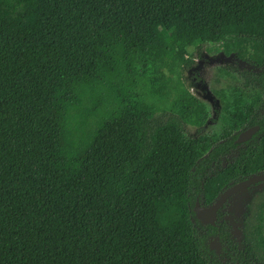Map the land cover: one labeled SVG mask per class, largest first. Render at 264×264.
<instances>
[{"label":"trees","instance_id":"trees-1","mask_svg":"<svg viewBox=\"0 0 264 264\" xmlns=\"http://www.w3.org/2000/svg\"><path fill=\"white\" fill-rule=\"evenodd\" d=\"M178 24L243 64L219 135ZM260 174L264 0H0V264H264V190L242 244L197 210Z\"/></svg>","mask_w":264,"mask_h":264},{"label":"rangeland","instance_id":"rangeland-1","mask_svg":"<svg viewBox=\"0 0 264 264\" xmlns=\"http://www.w3.org/2000/svg\"><path fill=\"white\" fill-rule=\"evenodd\" d=\"M178 40L184 45L188 57H193L194 64L189 71L184 73L185 82L190 87V92L205 104L209 112V121L205 127V134H221L225 126L219 111L217 93L235 84L237 77L231 68H243L237 59L229 54L230 48L226 43L207 45L201 55H197L191 45L193 35L181 24L177 26ZM189 133L195 135V128L190 127ZM264 185L251 188L246 192L231 198L227 205L228 221L231 224L234 238L240 240V232L245 229V222L251 221L261 201L260 193ZM240 229V232H239Z\"/></svg>","mask_w":264,"mask_h":264},{"label":"water","instance_id":"water-1","mask_svg":"<svg viewBox=\"0 0 264 264\" xmlns=\"http://www.w3.org/2000/svg\"><path fill=\"white\" fill-rule=\"evenodd\" d=\"M259 127L255 126L252 128L247 129L246 131L242 132L238 139L237 143L242 144L252 139V137L258 132ZM258 182H264V174L255 175L249 178L246 181L240 182L237 185L229 188L226 190L219 199L210 207H200L197 205L198 210V217L203 220L206 224H214V218L216 217L217 211L226 203V201L234 195H237L241 192L246 191L248 188L253 186ZM213 243H216L215 241ZM214 248V245H212Z\"/></svg>","mask_w":264,"mask_h":264},{"label":"flooded vegetation","instance_id":"flooded-vegetation-1","mask_svg":"<svg viewBox=\"0 0 264 264\" xmlns=\"http://www.w3.org/2000/svg\"><path fill=\"white\" fill-rule=\"evenodd\" d=\"M258 183H260V182H258ZM258 183H256V184H258ZM263 184L262 185H264V182H262ZM256 184H254L253 186H251L250 188H248L246 191H248L249 189H251V188H259V187H261V186H259V187H255V185ZM246 191H244V192H246ZM241 193H243V192H241ZM241 193H239V194H241ZM239 194H237V195H239ZM222 195V194H221ZM234 196H236V195H234ZM234 196H231L227 201H226V203L217 211V213H216V217L214 218V224H206V223H204L203 222V220H202V223L204 224V225H211V226H215L216 225V222H217V219H218V212L223 208V207H225V209H224V211H223V213H222V218H221V220L222 221H224L225 222V224L229 227V230H230V232H231V234H232V238L235 240V241H237L235 238H234V235H233V233H232V229H231V224H230V222L228 221V214H227V205H228V202H229V200L231 199V198H233ZM200 206V205H199ZM200 207H202V206H200ZM210 207V206H209ZM247 222V221H246ZM246 222H245V224H246ZM239 232H240V229H239ZM244 231L243 230H241V232H240V240H238L237 242L239 243V244H242V242L244 241V233H243ZM215 241V240H214ZM212 245H214V248H217L216 246H217V244L216 243H213L212 242V244H211V247H212ZM258 252H259V255L260 256H262V258H263V260H264V249L263 248H260L259 250H258Z\"/></svg>","mask_w":264,"mask_h":264}]
</instances>
